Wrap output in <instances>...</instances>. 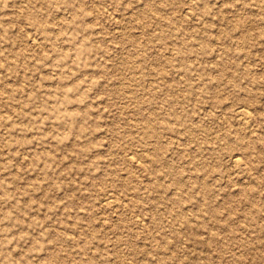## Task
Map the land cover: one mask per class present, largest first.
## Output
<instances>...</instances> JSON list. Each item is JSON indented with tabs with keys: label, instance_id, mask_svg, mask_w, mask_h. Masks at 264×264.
<instances>
[{
	"label": "rangeland",
	"instance_id": "1",
	"mask_svg": "<svg viewBox=\"0 0 264 264\" xmlns=\"http://www.w3.org/2000/svg\"><path fill=\"white\" fill-rule=\"evenodd\" d=\"M0 264H264V0H0Z\"/></svg>",
	"mask_w": 264,
	"mask_h": 264
},
{
	"label": "bare ground",
	"instance_id": "2",
	"mask_svg": "<svg viewBox=\"0 0 264 264\" xmlns=\"http://www.w3.org/2000/svg\"><path fill=\"white\" fill-rule=\"evenodd\" d=\"M33 40V39H32ZM239 105V104H238ZM237 117H240V122L244 125V127L246 129L251 128L252 126V120H251V116L250 113L248 111L247 108L244 107V105L242 106V104L240 106L237 107ZM236 116V115H235ZM242 126V125H241ZM253 129V128H252ZM244 130V129H243ZM247 132V131H245ZM234 163H236L237 165H241L242 163V159L238 156V155H234ZM245 163V162H244ZM112 196V195H111ZM107 197V196H106ZM108 198V197H107ZM113 198V197H112ZM109 201V200H108ZM113 204V203H112ZM118 205V204H117ZM120 206V205H119ZM121 207V206H120ZM117 211V210H116ZM69 234V233H68Z\"/></svg>",
	"mask_w": 264,
	"mask_h": 264
}]
</instances>
